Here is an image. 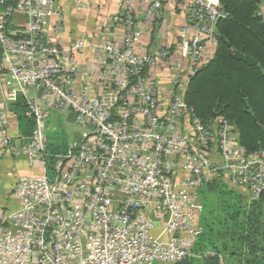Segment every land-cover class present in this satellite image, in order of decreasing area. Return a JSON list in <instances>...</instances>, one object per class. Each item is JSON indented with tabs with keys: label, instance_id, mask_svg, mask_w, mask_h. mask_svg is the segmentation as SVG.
I'll use <instances>...</instances> for the list:
<instances>
[{
	"label": "built area",
	"instance_id": "obj_1",
	"mask_svg": "<svg viewBox=\"0 0 264 264\" xmlns=\"http://www.w3.org/2000/svg\"><path fill=\"white\" fill-rule=\"evenodd\" d=\"M140 1L148 18L162 7ZM133 2L123 0L114 18L125 26L122 47L101 37L66 49L55 40L64 27L58 0H0V153L21 152L42 168L18 177L16 209L0 208V264H180L202 231L201 187L226 180L250 201L264 191V153H248L231 121H202L185 101L187 81L216 43L219 0H175L188 14L179 33L185 60L176 63L185 72L167 91L151 70L170 64L171 47L138 50ZM77 50L98 55L95 94L76 88ZM20 96L35 126L18 147L9 106ZM53 110L73 112L85 130L50 171Z\"/></svg>",
	"mask_w": 264,
	"mask_h": 264
},
{
	"label": "trees",
	"instance_id": "obj_2",
	"mask_svg": "<svg viewBox=\"0 0 264 264\" xmlns=\"http://www.w3.org/2000/svg\"><path fill=\"white\" fill-rule=\"evenodd\" d=\"M224 14L216 23L213 56L200 65L186 84L185 101L202 121L224 117L237 130L248 153H264V0H219ZM243 51L257 63L237 60ZM25 139L32 135L35 121L28 117L24 97L10 105ZM51 134L46 161L49 170L59 155L70 148ZM203 210L201 233L193 255L180 264H264V191L249 199L248 191L218 180L199 189ZM212 253V254H209Z\"/></svg>",
	"mask_w": 264,
	"mask_h": 264
},
{
	"label": "crops",
	"instance_id": "obj_3",
	"mask_svg": "<svg viewBox=\"0 0 264 264\" xmlns=\"http://www.w3.org/2000/svg\"><path fill=\"white\" fill-rule=\"evenodd\" d=\"M58 2L62 7L64 26L63 31L55 37L60 46L71 49L80 40L96 43L101 37L118 47L123 46L125 26L114 21L115 16L122 10L123 0H58ZM161 2L162 7L154 11L150 18L147 17V5L142 4L140 0H134L133 7L137 26L142 30L137 44L138 50L154 52L166 46L171 47L170 64L163 69L151 70L155 83L167 91L173 88L171 80L184 75L185 72L177 68L176 63L185 60L179 45V33L182 25L188 21V14L185 7L177 4L175 0H161ZM85 4H90V6L79 9ZM261 14L264 16V12ZM47 32L53 37L51 28ZM214 52V44H208L207 60L213 56ZM72 58L79 70L75 80L76 88L90 94L99 92L101 67L98 55L88 50H77L74 51ZM59 114L74 115L71 111L53 110L50 113L47 123L49 141L57 127L53 126V123L59 122ZM11 116L17 118L13 113ZM74 118L76 121L75 115ZM11 134L15 138L16 145L21 147L25 142V137L22 134L19 120L17 128H13ZM78 141L68 143L71 146ZM41 172L40 162L27 159L21 152L11 155L0 153V208L16 209L18 207V200L11 192L19 176Z\"/></svg>",
	"mask_w": 264,
	"mask_h": 264
},
{
	"label": "rangeland",
	"instance_id": "obj_4",
	"mask_svg": "<svg viewBox=\"0 0 264 264\" xmlns=\"http://www.w3.org/2000/svg\"><path fill=\"white\" fill-rule=\"evenodd\" d=\"M56 125L54 135H56L57 142L64 143L69 141L80 140L85 127L75 121L74 115L59 114V122H54ZM223 264H226L225 259L222 257Z\"/></svg>",
	"mask_w": 264,
	"mask_h": 264
},
{
	"label": "water",
	"instance_id": "obj_5",
	"mask_svg": "<svg viewBox=\"0 0 264 264\" xmlns=\"http://www.w3.org/2000/svg\"><path fill=\"white\" fill-rule=\"evenodd\" d=\"M257 16L259 18H263V14L261 13H259ZM232 56L236 58L237 60H241V61L248 63L249 65H255L257 63V61L253 57L245 54L243 51L237 50L232 53Z\"/></svg>",
	"mask_w": 264,
	"mask_h": 264
}]
</instances>
